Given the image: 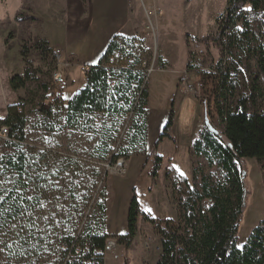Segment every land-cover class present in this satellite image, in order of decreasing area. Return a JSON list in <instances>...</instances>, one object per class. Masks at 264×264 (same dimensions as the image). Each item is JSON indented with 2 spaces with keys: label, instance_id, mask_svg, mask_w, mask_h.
<instances>
[{
  "label": "trees",
  "instance_id": "obj_1",
  "mask_svg": "<svg viewBox=\"0 0 264 264\" xmlns=\"http://www.w3.org/2000/svg\"><path fill=\"white\" fill-rule=\"evenodd\" d=\"M16 20L22 21L20 16ZM217 27L215 35L197 42L223 49L213 73V104L226 142L206 126L193 149L209 167L219 168L222 177L214 181L201 174L200 186L174 178L177 221L152 218L141 211L134 195L128 233L116 238L131 248L141 214L160 240L155 264H264V217L238 246L246 206L240 162L254 159L264 171V0H227ZM137 42L142 43L115 36L99 63L84 68L86 87L71 100L41 97L38 145L24 144L25 110L37 98L19 100L0 119V126L9 128L7 151L0 153V234L6 236L0 264H72L67 258L73 247L72 252L77 247L104 249L109 239L102 191L106 167L148 154L149 92L142 64L149 53ZM32 47L44 58L52 52L47 41L36 40ZM25 55L23 50L24 60ZM33 80L26 68L10 85L17 91ZM173 122L171 111L155 151ZM155 161L156 177L163 159L157 156ZM7 177L9 186L4 185Z\"/></svg>",
  "mask_w": 264,
  "mask_h": 264
},
{
  "label": "rangeland",
  "instance_id": "obj_2",
  "mask_svg": "<svg viewBox=\"0 0 264 264\" xmlns=\"http://www.w3.org/2000/svg\"><path fill=\"white\" fill-rule=\"evenodd\" d=\"M78 2V10L64 20V24H69V38L74 36L75 40L79 38L77 33L84 26L80 14L81 3L85 6L86 0ZM226 5L227 0H134L132 5L133 9L140 11L135 14V21L132 20L134 31L127 37L140 40L142 43L140 45L137 42V46H142L149 53V58L143 61L142 67L148 79V110L151 119L150 126L148 124V140H152L148 167L137 176L133 196H137L141 211L152 218L175 221L179 219L178 204L173 191L174 178L181 182L191 180L200 186L201 174L210 176L214 181L222 177V171L217 167H209L206 158L197 156L193 148L206 127L205 106L211 126L219 132V139L226 142L223 125L218 120L213 104L216 86L213 73L223 56V49L213 43L197 42L217 33V20L224 13ZM31 6L32 0H0V119L4 120L8 107L17 104L19 100L28 102L37 98L38 101L27 106L25 110L28 128L24 144L34 146L39 144L42 137V132L36 127L42 119L38 112L41 97L45 94L50 101L71 100L78 91L86 87L84 67L96 66L107 47L97 60L96 52L90 55L92 52L89 51V45L84 46L83 53L87 60L83 64L73 65L64 56L70 66L59 68L63 81L56 83L53 75L59 64L52 56L53 52L48 58H44L32 47L36 40H42L40 36L53 33L49 25H53L54 20H47V29V24L40 26V21L32 17ZM148 12L152 16H148ZM18 16L22 21L16 20ZM87 30L88 28L83 34ZM119 35L123 34L114 35L109 43ZM101 37V34H97V41H101ZM80 40L85 41L83 38ZM23 50L26 52L25 60L22 56ZM189 63L195 66L189 67ZM26 68L30 70L34 80L25 89L13 90L10 85L11 78L23 76ZM171 111L174 112L173 125L168 131V137L159 143L155 151ZM165 113L166 120L159 128L160 124L156 121ZM5 143L6 139H0V153L7 151ZM157 156L162 157L163 163L155 177ZM129 161L120 160L115 166L106 167L108 176L102 185V191L106 196L107 218L108 209L112 206L110 178L125 177ZM239 168L244 172L246 190V206L238 234V246L242 247L252 229L264 217V171L254 159H244ZM8 178L10 177L6 178L4 185H10ZM92 211H87L88 220ZM137 228L140 240L133 242L129 249L118 244L116 238L109 237L116 242L117 248L114 255L108 253L105 256L104 264L106 259L110 263L108 257L113 258L116 264H155L161 252L160 240L141 214L137 218ZM5 239V234L1 233L0 245ZM4 251L0 246L3 260ZM115 256L118 258L115 259Z\"/></svg>",
  "mask_w": 264,
  "mask_h": 264
},
{
  "label": "crops",
  "instance_id": "obj_3",
  "mask_svg": "<svg viewBox=\"0 0 264 264\" xmlns=\"http://www.w3.org/2000/svg\"><path fill=\"white\" fill-rule=\"evenodd\" d=\"M78 1L32 0L30 8L32 17L40 21V26L47 24L45 26L47 29V20H54L53 25H49L53 33H45L40 36V39L47 41L52 50L55 48L64 50L68 60L73 65L83 64L82 62L87 60V56L83 53L84 46L89 45V51L92 52L90 55L96 52L98 60L106 49L111 37L118 34L131 36L134 31L132 20L135 19V14L140 11V9H133L134 0H86L85 6L81 3L82 12L80 14L84 26L79 30L80 33H77L79 38L75 40L74 36L71 39L69 38V24H64V20L69 18L70 15H74L75 10H78L80 6ZM86 28L88 30L83 34ZM97 34H101V41H97ZM80 38L85 41L83 42ZM150 120L149 126L151 124ZM165 120L166 113L164 116H159L156 121V123L160 124L159 128H161ZM151 141H147V156L151 152L149 148V146H152ZM147 156L133 157L128 162V173L125 177L110 178L112 206L108 209V218L105 225V232L109 237L117 238L128 233V214L133 194L135 193V188L133 187L137 176L148 167L149 159ZM136 240H140L139 236L135 238L134 242ZM108 258H110L109 264H116L113 258ZM107 260H105V264H108Z\"/></svg>",
  "mask_w": 264,
  "mask_h": 264
},
{
  "label": "built area",
  "instance_id": "obj_4",
  "mask_svg": "<svg viewBox=\"0 0 264 264\" xmlns=\"http://www.w3.org/2000/svg\"><path fill=\"white\" fill-rule=\"evenodd\" d=\"M148 16H152V13L148 12ZM52 56L58 60L59 67L56 68L54 72V81L56 83H62L63 81V75L59 68L64 67L68 68L70 65L64 54V51H62L59 48L54 49L52 51ZM195 66V65H194ZM192 64L189 65V67H194ZM9 137V128L5 125L0 126V139H6L8 140ZM68 248V247H67ZM117 248L116 242H114L112 239H108L106 241L105 247L102 250L93 249L90 248H80L77 247L75 252L74 247L70 249V253L68 254L67 262H71L72 264H104L105 256L110 253L114 255L115 249ZM69 249V248H68ZM118 257L115 256V259Z\"/></svg>",
  "mask_w": 264,
  "mask_h": 264
},
{
  "label": "water",
  "instance_id": "obj_5",
  "mask_svg": "<svg viewBox=\"0 0 264 264\" xmlns=\"http://www.w3.org/2000/svg\"><path fill=\"white\" fill-rule=\"evenodd\" d=\"M80 92H81V91H78L77 94H79ZM205 124H206V126L208 127L209 130H211V131L214 132L215 134L219 135V132H218L217 130H215V129L211 126V124H210V122H209V120H208V117H207V114H206V113H205Z\"/></svg>",
  "mask_w": 264,
  "mask_h": 264
},
{
  "label": "snow or ice",
  "instance_id": "obj_6",
  "mask_svg": "<svg viewBox=\"0 0 264 264\" xmlns=\"http://www.w3.org/2000/svg\"><path fill=\"white\" fill-rule=\"evenodd\" d=\"M250 10V9H249ZM150 211V210H149Z\"/></svg>",
  "mask_w": 264,
  "mask_h": 264
}]
</instances>
